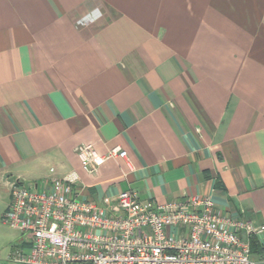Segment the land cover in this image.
I'll use <instances>...</instances> for the list:
<instances>
[{
	"label": "crops",
	"instance_id": "crops-1",
	"mask_svg": "<svg viewBox=\"0 0 264 264\" xmlns=\"http://www.w3.org/2000/svg\"><path fill=\"white\" fill-rule=\"evenodd\" d=\"M83 143L132 166L89 173ZM72 172L102 205L211 197L260 228L264 264V0H0L3 212L14 181ZM14 228L1 261L29 247Z\"/></svg>",
	"mask_w": 264,
	"mask_h": 264
},
{
	"label": "built area",
	"instance_id": "built-area-1",
	"mask_svg": "<svg viewBox=\"0 0 264 264\" xmlns=\"http://www.w3.org/2000/svg\"><path fill=\"white\" fill-rule=\"evenodd\" d=\"M76 151L89 173L110 157L126 158L132 166L119 146L100 154L83 143ZM78 182L76 172L43 187L13 182L4 220L27 235L29 247L16 246L0 264H257L250 236L260 228L211 197L157 204L129 188L102 205L81 198Z\"/></svg>",
	"mask_w": 264,
	"mask_h": 264
},
{
	"label": "rangeland",
	"instance_id": "rangeland-1",
	"mask_svg": "<svg viewBox=\"0 0 264 264\" xmlns=\"http://www.w3.org/2000/svg\"><path fill=\"white\" fill-rule=\"evenodd\" d=\"M4 214H5V212H3V205L0 203V250H2V248L4 247V242H6V240H8V238H10V235H12V233L18 232L17 229L10 226V224H6L4 222L5 221L4 220ZM21 236L22 235H20V237ZM5 245H6V243H5ZM2 253L3 252H1L0 254H2Z\"/></svg>",
	"mask_w": 264,
	"mask_h": 264
},
{
	"label": "trees",
	"instance_id": "trees-1",
	"mask_svg": "<svg viewBox=\"0 0 264 264\" xmlns=\"http://www.w3.org/2000/svg\"><path fill=\"white\" fill-rule=\"evenodd\" d=\"M250 242H251V252H252V256L254 257V251L256 250V246H258V242L256 241V238H255L254 235H251L250 236Z\"/></svg>",
	"mask_w": 264,
	"mask_h": 264
}]
</instances>
